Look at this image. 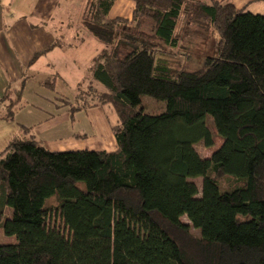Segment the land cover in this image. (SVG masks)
<instances>
[{
    "label": "trees",
    "instance_id": "trees-1",
    "mask_svg": "<svg viewBox=\"0 0 264 264\" xmlns=\"http://www.w3.org/2000/svg\"><path fill=\"white\" fill-rule=\"evenodd\" d=\"M131 1L128 21L108 18L115 0H87L82 24L104 48L71 107H110L117 151L52 152L29 129L11 141L0 229L13 242L0 264H264V13ZM196 32L217 53L192 70ZM143 96L164 111L147 114ZM208 118L223 144L202 158L197 145L214 147ZM225 177L237 186L224 190Z\"/></svg>",
    "mask_w": 264,
    "mask_h": 264
},
{
    "label": "crops",
    "instance_id": "crops-1",
    "mask_svg": "<svg viewBox=\"0 0 264 264\" xmlns=\"http://www.w3.org/2000/svg\"><path fill=\"white\" fill-rule=\"evenodd\" d=\"M211 1L264 13L262 0ZM86 3L0 0V152L27 136L24 129L52 152L117 151L101 107L71 112L75 90L91 82L94 60L104 48L81 24ZM134 10L133 1L115 0L108 18L131 21ZM93 41L89 53L86 46Z\"/></svg>",
    "mask_w": 264,
    "mask_h": 264
},
{
    "label": "rangeland",
    "instance_id": "rangeland-1",
    "mask_svg": "<svg viewBox=\"0 0 264 264\" xmlns=\"http://www.w3.org/2000/svg\"><path fill=\"white\" fill-rule=\"evenodd\" d=\"M78 25H80V22ZM79 27H82V26L80 25ZM196 33H198V32H196ZM60 37H61V35H60ZM95 41H98V40H95ZM217 42L218 41L216 39H214L213 37H211V35L209 37H206V36H203V33H201V34L198 33V34H195L193 37L187 38L186 45L190 46V48H191L190 52L192 51V53H193V59H191L189 61V64H190L189 67L192 70L197 69L200 66H202V62L204 61L205 58L210 57V56H215L217 53V51H216ZM95 43H97V42L93 41V42H90L86 46L89 53L94 50ZM63 44H65V43H63ZM78 88L83 89V88H85V86L81 85V87L79 86ZM78 95H79V92L77 89V90H75V94H74L73 98H76ZM140 108L144 109L147 114L156 115V114H160L164 111L165 103L157 101L154 98L149 97V96H143L142 97V105ZM100 109H103L104 114L107 117V119H105L104 117L103 118H104V120L108 121L109 126L111 127L112 123L116 119L115 115L112 112V109L110 107H103ZM0 110H1V108H0ZM172 119H175V118H172ZM162 122L155 125V127L159 126L158 128H162L164 125V123H162ZM101 124H104V122L101 121ZM208 126H209V128H210V130L214 136V147L208 149V148H205L203 146V144L197 145L196 150L202 158H210L211 155L213 154V152L216 151L217 149H219L223 144V140L218 136L211 118H208ZM152 139H153V134H148L147 141H148L149 145L152 143ZM194 182L196 183L198 188L201 189L202 179H200V178L196 179V180H194ZM219 182H220V186L224 190H229V189L237 186V183L231 178H226V177L220 178ZM6 215L9 218H12V210L8 209L6 212ZM182 222H184L186 224H190L187 217H182ZM192 232L195 234H198V231H196L193 228H192ZM8 242L9 243L13 242V240L6 237L0 229V245L7 244Z\"/></svg>",
    "mask_w": 264,
    "mask_h": 264
}]
</instances>
